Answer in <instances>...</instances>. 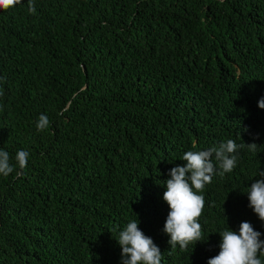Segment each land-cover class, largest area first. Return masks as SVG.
<instances>
[{
  "label": "trees",
  "instance_id": "1",
  "mask_svg": "<svg viewBox=\"0 0 264 264\" xmlns=\"http://www.w3.org/2000/svg\"><path fill=\"white\" fill-rule=\"evenodd\" d=\"M31 2L0 9V150L29 153L0 175V264H120L136 219L161 264H207L242 222L264 240L246 195L264 171V0ZM228 139L257 148L198 193L200 241L172 248L168 172Z\"/></svg>",
  "mask_w": 264,
  "mask_h": 264
},
{
  "label": "clouds",
  "instance_id": "2",
  "mask_svg": "<svg viewBox=\"0 0 264 264\" xmlns=\"http://www.w3.org/2000/svg\"><path fill=\"white\" fill-rule=\"evenodd\" d=\"M21 0H0V9L7 10L20 3ZM29 13H35V6L29 0ZM258 108L264 109V97L258 101ZM47 115L41 114L36 122L38 131L49 127ZM247 146L255 151L257 144H241L228 139L218 146L206 150L188 151L181 160L183 166L170 169L164 181L166 190L163 201L169 211L164 223L163 232L170 237L168 245L186 249L192 242L201 239V225L198 222L204 208V197L201 194L205 185L211 183L214 174L230 173L236 166L237 156L234 154L238 147ZM29 153L19 150L15 154L16 165L10 163V155L0 150V175L7 177L13 173L16 166L22 171L28 162ZM213 157L216 163L213 161ZM20 173L17 172V175ZM260 179H256L247 189L248 206L258 219L264 223V171L259 172ZM219 253L210 258L207 264H262L258 254H264V240L261 233L255 231L249 222H242L239 231L225 229L219 235ZM121 249L120 264H161L162 254L150 237L138 228V220L130 221L119 232L118 241Z\"/></svg>",
  "mask_w": 264,
  "mask_h": 264
}]
</instances>
